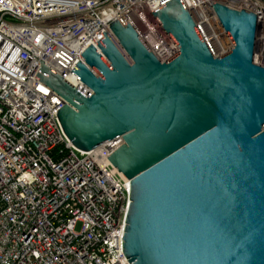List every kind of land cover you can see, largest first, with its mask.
Segmentation results:
<instances>
[{
  "label": "water",
  "instance_id": "95a60500",
  "mask_svg": "<svg viewBox=\"0 0 264 264\" xmlns=\"http://www.w3.org/2000/svg\"><path fill=\"white\" fill-rule=\"evenodd\" d=\"M233 47L213 56L183 0L153 11L179 50L159 60L135 27L110 25L71 71L81 92L42 61L63 96V129L88 151L120 136L108 157L131 180L123 249L131 264H264V65L258 16L215 2Z\"/></svg>",
  "mask_w": 264,
  "mask_h": 264
},
{
  "label": "built area",
  "instance_id": "2783aa9c",
  "mask_svg": "<svg viewBox=\"0 0 264 264\" xmlns=\"http://www.w3.org/2000/svg\"><path fill=\"white\" fill-rule=\"evenodd\" d=\"M169 0H0V264H131L123 237L131 180L108 158L117 136L91 150L66 135V100L37 76L44 64L81 92L71 72L111 30L132 24L161 61L179 46L153 11ZM215 57L233 47L213 4L258 16L254 61L264 65V0H183Z\"/></svg>",
  "mask_w": 264,
  "mask_h": 264
}]
</instances>
